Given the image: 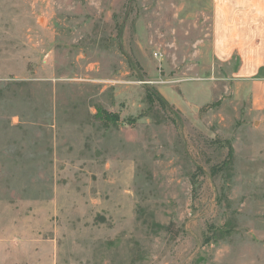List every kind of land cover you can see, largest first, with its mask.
<instances>
[{"label":"rangeland","instance_id":"rangeland-1","mask_svg":"<svg viewBox=\"0 0 264 264\" xmlns=\"http://www.w3.org/2000/svg\"><path fill=\"white\" fill-rule=\"evenodd\" d=\"M212 15L0 0V264H264V107Z\"/></svg>","mask_w":264,"mask_h":264},{"label":"crops","instance_id":"crops-1","mask_svg":"<svg viewBox=\"0 0 264 264\" xmlns=\"http://www.w3.org/2000/svg\"><path fill=\"white\" fill-rule=\"evenodd\" d=\"M212 55L264 107V0H213Z\"/></svg>","mask_w":264,"mask_h":264},{"label":"trees","instance_id":"trees-1","mask_svg":"<svg viewBox=\"0 0 264 264\" xmlns=\"http://www.w3.org/2000/svg\"><path fill=\"white\" fill-rule=\"evenodd\" d=\"M14 84H11V83H7V84H1V88H4L3 90H1L0 91V93H5V95H7V93H6V89H9V88H11L12 86H13ZM159 102H160V104H163L162 106H166L165 105V102H164V100L163 99H161L160 97H158V99H157ZM106 117V116H105ZM107 118V120H113L112 118H110V117H106ZM10 129H11V127H9ZM22 128V127H21ZM17 129V128H16ZM216 170H218V167H213L212 168V172L214 173V174H216L217 173V171Z\"/></svg>","mask_w":264,"mask_h":264}]
</instances>
